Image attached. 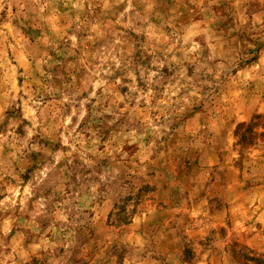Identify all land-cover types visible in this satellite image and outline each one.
Returning a JSON list of instances; mask_svg holds the SVG:
<instances>
[{"label": "rangeland", "instance_id": "1", "mask_svg": "<svg viewBox=\"0 0 264 264\" xmlns=\"http://www.w3.org/2000/svg\"><path fill=\"white\" fill-rule=\"evenodd\" d=\"M0 264H264V0H0Z\"/></svg>", "mask_w": 264, "mask_h": 264}]
</instances>
